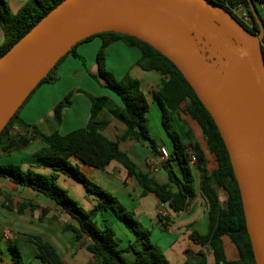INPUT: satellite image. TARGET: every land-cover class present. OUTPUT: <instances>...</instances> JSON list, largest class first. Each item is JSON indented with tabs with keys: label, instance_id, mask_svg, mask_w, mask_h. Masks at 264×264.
<instances>
[{
	"label": "trees",
	"instance_id": "obj_1",
	"mask_svg": "<svg viewBox=\"0 0 264 264\" xmlns=\"http://www.w3.org/2000/svg\"><path fill=\"white\" fill-rule=\"evenodd\" d=\"M64 0H28L16 13H12L8 4L0 0V28L4 41L0 45L2 57L15 43L24 37L43 17ZM229 12L251 34L258 32V26L249 10L247 0H208ZM257 12L258 5L264 0H252ZM241 7L247 12L250 24H244L232 12ZM263 21L262 16L259 13ZM264 23V21H263ZM95 38L100 40L95 63L97 74L91 77L103 88L111 92L118 103L109 96H93L83 90H77L90 102L89 117L86 125L66 134L57 131L45 134L39 126H29L23 134L14 132L15 124L22 108L30 97L43 84L56 82V69L68 56L80 57L76 53L79 44ZM117 42L126 47L135 48L140 53L135 63L142 71H155L161 76L152 100L160 110L161 125L170 139L173 148L169 152L163 168L176 163L179 175L166 170L169 182L161 184L150 172L141 170L138 165L119 147L120 141L133 140L146 145L153 154H157L156 142L150 137L146 115L149 102L141 90L140 82L128 73L117 79L107 69L106 49ZM264 59V38L261 42ZM72 92L68 93L53 108L52 122L58 127L62 122V112L71 107ZM112 121L124 126V131L116 140L106 137L103 132ZM172 122L182 125L184 135L181 137L172 126ZM200 132L199 141L193 132ZM40 137L44 145L32 155L37 165L48 169L41 173L32 168L23 169L16 164H0V179L22 190H30L54 202L59 211L69 220L62 222L63 232L73 235L74 243L88 252L93 262L90 264H170L162 250L152 242L151 230L143 226L133 210L126 208L114 195L92 182L81 170V167L105 171L115 162L119 164L129 178H134L141 189V197L148 194L156 197L160 204L168 203L176 214L188 207L195 198L194 178L189 165L188 153L192 152L199 191L207 205V231L205 235L192 232L189 239L197 245L210 250L214 264H256L246 230L239 188L235 180L230 159L222 138L211 118L195 92L179 70L163 55L150 45L135 37L103 32L93 34L75 44L61 57L56 65L36 86L18 111L0 132V154L19 151ZM70 177L79 182L87 195L95 199L90 210H84L67 191L57 183L59 176ZM226 195L220 201L219 192ZM1 207L21 215H31L40 210L37 220L43 222L50 214L49 209L39 207L33 201H16L13 196L0 190ZM112 212L116 219L134 235V240L125 248L120 246L111 227H100L96 218L104 212ZM166 212V210H165ZM60 217L53 214L48 217L49 223L58 222ZM161 229L165 230L170 222V214L158 216ZM223 238H226L237 252L236 260H228L225 254ZM18 242L33 244L37 248L35 258L43 264H66L55 249L41 237L12 233L9 239V253L13 264H24ZM131 254L132 261L124 255ZM1 263V259H0ZM182 264H207L206 253L188 251Z\"/></svg>",
	"mask_w": 264,
	"mask_h": 264
},
{
	"label": "water",
	"instance_id": "obj_2",
	"mask_svg": "<svg viewBox=\"0 0 264 264\" xmlns=\"http://www.w3.org/2000/svg\"><path fill=\"white\" fill-rule=\"evenodd\" d=\"M247 2L255 34L208 0H64L0 57V132L75 44L103 32L135 37L179 70L211 116L264 264V23Z\"/></svg>",
	"mask_w": 264,
	"mask_h": 264
},
{
	"label": "crops",
	"instance_id": "obj_3",
	"mask_svg": "<svg viewBox=\"0 0 264 264\" xmlns=\"http://www.w3.org/2000/svg\"><path fill=\"white\" fill-rule=\"evenodd\" d=\"M27 1L28 0H11V3L7 4L9 8L13 10L12 13H16ZM260 7L264 9V5H261ZM3 41L4 33L0 28V45ZM100 44L98 38L89 42L81 43L76 49V53L80 59L68 56L61 62L56 69V82L52 84H44L45 88L41 93V96L37 97L36 95L32 101L27 102L29 103L28 105L26 104L22 108L16 122L19 126L18 128L14 127L15 133L23 134L29 126H41L45 122L51 123L54 106L70 92H72L71 107L63 110L62 122L59 126L61 130L60 134L62 135L84 127L88 121L90 102L86 96L82 93H78L77 90H83L93 96H109L118 103L117 99L111 92L103 88L91 77V75L97 74L95 57ZM105 56L107 69L111 71L117 79L122 78L128 73L133 79L140 82L141 90L149 102V109L150 102H152L151 104H156L153 102L151 94L160 82L161 76L155 71H142L135 65L140 58V53L137 49L126 47L121 42H117L106 49ZM46 103L47 105L45 109H43ZM41 108L43 110L40 111ZM123 131V125L116 121H112L110 125L105 128L103 134L111 140H116L122 135ZM158 131V141L156 142L157 149L164 147L170 152L173 148L170 139L165 131L161 132L159 129ZM194 131L195 132L193 133L195 137L201 141L200 132H196L195 128ZM177 133L181 137L184 135V132L179 131ZM44 144V141L40 137H37L27 147L19 151H14L25 155V157H27L26 163L9 161L1 162L0 164L11 163L20 165L23 169L30 167L37 172L48 173L49 170L39 167L32 157L33 153L40 149ZM119 147L129 155L141 170L150 172L161 184H167L169 182L166 170L173 171V173L179 175L176 163H170L166 170L163 168V164L165 165L166 160H162L158 152L157 154H153L151 151L148 153L144 151L142 156L139 155V151L143 146L136 141H120ZM5 154L7 153H1L0 156ZM146 162H151L152 166L156 168V171L152 172L148 168ZM190 168L192 171V168L194 167L190 166ZM81 170L92 182L107 190L116 198H119L126 208L133 210L137 219L143 226L149 228L151 225L154 226L153 230L150 229L152 242L162 250L170 264H182L186 260V254L188 251L197 253L201 250L206 253L207 264H214L210 250L194 244L189 239V235L192 232L205 235L207 231V205L202 198L199 189H195V198L189 203L185 211L179 214L175 213V217L170 215L171 220L168 223L167 228L163 230L160 227L157 213H160L162 216L166 214L167 211L164 212L162 209L164 205L160 204L155 197L154 199L149 200L152 203L151 208H149L147 202H143V200L151 194L141 197V189L136 181L134 178L127 177L126 171L119 164L112 162L105 171L90 169L83 166L81 167ZM193 178L195 183L194 174ZM59 180H61L67 188H74L76 190V187H78L79 182L70 177L60 175L58 181ZM1 182L9 183L4 179H0V183ZM12 186L16 188V190L20 189L14 185ZM24 192L28 193L27 195L31 196L32 199L34 198L33 200L36 202L35 204L39 207L49 209L50 214L43 222H39L37 220L40 215L39 209H37L38 211H35L37 213L34 212L35 215L32 218L30 213L19 215L16 212L3 209L0 204L1 215L4 216L5 212L8 213L7 216L1 217V219L4 218L3 220L5 221L0 222V264H13L8 249L9 239L11 238L12 233H22L27 224V228L29 225H34L37 228L38 231H34V235L39 236L48 242L66 264H90L93 262L92 256L84 249L78 248L74 243L72 233L63 232L62 222L68 221L69 219L59 211L54 202L42 195L35 194L30 190H24ZM83 197L86 199L90 210L95 205V199L93 198L94 200H92L88 195H84ZM219 198L221 202H224L226 200V195L220 191ZM53 214H58L60 220L58 222L49 223L47 219ZM96 222L100 227L121 225L124 229H127L125 225L120 223L110 211L99 215L96 218ZM124 236H126V242L124 244L120 243V246L123 248L134 240V235L130 231L129 234L126 233ZM18 244L20 249H22L23 246L28 247L27 255H25V257L22 255L24 264H43L35 258L37 248L33 244L25 242H19ZM223 244L227 259L231 261L236 260L237 252L234 246L226 238H223Z\"/></svg>",
	"mask_w": 264,
	"mask_h": 264
},
{
	"label": "rangeland",
	"instance_id": "obj_4",
	"mask_svg": "<svg viewBox=\"0 0 264 264\" xmlns=\"http://www.w3.org/2000/svg\"><path fill=\"white\" fill-rule=\"evenodd\" d=\"M4 1L6 3H11V0H4ZM258 9H259L260 15L262 16V18L264 20V9H262L259 5H258ZM11 11L13 12V10H11ZM44 88H45V85L44 84L41 85L37 89V91L30 97L29 101H32L33 98H35L36 95H37V97H40L41 93L44 90ZM47 103L44 105L43 109H45ZM151 103L152 102H150V109H149V112L146 115V119H147V125H148V130H149L150 137L155 142H157L158 141L157 132H159L158 129L161 132H164V129H163L162 125H161L159 108H158V106L156 104H151ZM28 104L29 103H27V105ZM43 109L41 108L40 111L43 110ZM18 126H19L18 123H16L15 124V128H18ZM172 126L174 127V129L177 132H179V131L180 132H184V128L182 127V125H180L178 123H175V122H172ZM39 129L42 130V132H44V133H51L53 131H57V132L61 133L60 132L61 131L60 128L57 125H55L54 123H52V120H51V123L45 122L43 125L39 126ZM142 146H143V148L139 151V155H141V156L143 155L144 151L146 153H148L150 151L149 148L146 145H142ZM9 161L17 162V163H26L27 157H25V155H22V154H19V153H16V152L7 153V154H5L3 156H0V163L1 162H9ZM194 169L195 168H192V171H193V174H194V177H195L194 189L198 190L199 189V185H198L199 181H198V177H197V174H196ZM57 184L62 189L66 190L68 195L71 198H73L75 201H77V203L79 204L80 207H82L84 210H86V209L89 210L88 203H87L86 199L83 197L84 195H87V193L85 194V190H84V188L82 187L81 184L78 183V187H76L77 188L76 190L74 188H67V186H65L62 183L61 180H59ZM0 189L3 190L4 192L10 193L16 201H20V200L29 201V200H31V201L34 202V200H33L34 198L32 199L31 196L27 195L28 193L24 192V190H22V189L16 190V188H14L9 183H4V182L2 183L1 182L0 183ZM88 196H90V198H92V200H94L93 196H91V195H88ZM154 198L155 197L153 195H148V197L146 199H144L143 202H147L148 207L151 208L152 203L149 200L154 199ZM117 199L119 200V198H117ZM34 203H36V202H34ZM94 203H95V200H94ZM36 211H38V210H36ZM26 213H28V212H26ZM35 213H37V212H35ZM35 213H33L30 216L33 218ZM157 214H158V216L161 215L160 213H157ZM7 215H8V213L5 212L4 216H7ZM4 216H2L1 213H0V222L5 221V220H3L4 218L1 219V217H4ZM27 226H28V224L25 226V228H24L25 230L22 233H20V234L34 235V231H36V232L38 231L37 228L34 225H29L28 228H27ZM111 228L115 232L116 238L120 241V243L124 244L126 242V236H124V235L126 233L129 234V231L127 229H124L121 225L111 226ZM150 229L153 230L154 226L151 225ZM18 243H17V246L20 249ZM27 248H28L27 246L26 247L23 246L22 249H20V252H21L22 255H24V257L28 253V249ZM124 258H125V260H127L129 262L133 260V256L131 254L124 255Z\"/></svg>",
	"mask_w": 264,
	"mask_h": 264
},
{
	"label": "built area",
	"instance_id": "obj_5",
	"mask_svg": "<svg viewBox=\"0 0 264 264\" xmlns=\"http://www.w3.org/2000/svg\"><path fill=\"white\" fill-rule=\"evenodd\" d=\"M232 12L244 24H247V25L250 24L249 15L241 7H237V8L232 9ZM158 154L160 155V158L162 160H167V158L169 157V151L166 148H164V147L158 148ZM188 159H189V165L191 167H194L195 162H196V159H195V156H194V154L192 152H189L188 153ZM146 163H147L148 168L152 172H155L156 171L155 170L156 168L152 166V163L151 162H146ZM162 209L165 212L164 207Z\"/></svg>",
	"mask_w": 264,
	"mask_h": 264
}]
</instances>
